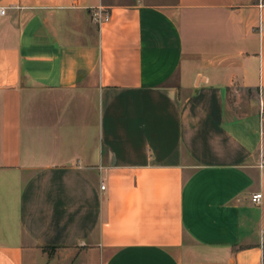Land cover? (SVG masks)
I'll list each match as a JSON object with an SVG mask.
<instances>
[{"label": "crops", "instance_id": "0c3cea01", "mask_svg": "<svg viewBox=\"0 0 264 264\" xmlns=\"http://www.w3.org/2000/svg\"><path fill=\"white\" fill-rule=\"evenodd\" d=\"M0 7V264H264V0Z\"/></svg>", "mask_w": 264, "mask_h": 264}, {"label": "rangeland", "instance_id": "374dc122", "mask_svg": "<svg viewBox=\"0 0 264 264\" xmlns=\"http://www.w3.org/2000/svg\"><path fill=\"white\" fill-rule=\"evenodd\" d=\"M242 104V102H240ZM235 96H230V104L232 107L238 109L241 111L239 107L242 105L240 104ZM243 110V109H242ZM49 258L47 260L46 257L45 259L40 262L39 264H76L77 261L73 257H67V256H62L59 254V252H48Z\"/></svg>", "mask_w": 264, "mask_h": 264}, {"label": "built area", "instance_id": "2783aa9c", "mask_svg": "<svg viewBox=\"0 0 264 264\" xmlns=\"http://www.w3.org/2000/svg\"><path fill=\"white\" fill-rule=\"evenodd\" d=\"M6 13H7V10L5 8L0 7V15L4 16L6 15ZM91 17L95 23L104 24L110 21L111 14L107 10L97 8L91 12ZM102 189L104 190L105 187H102ZM262 197L263 196L261 193L254 194L252 197V201L256 204H260L262 201Z\"/></svg>", "mask_w": 264, "mask_h": 264}]
</instances>
